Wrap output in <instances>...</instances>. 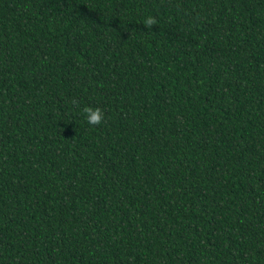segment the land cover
<instances>
[{
	"label": "trees",
	"instance_id": "16d2710c",
	"mask_svg": "<svg viewBox=\"0 0 264 264\" xmlns=\"http://www.w3.org/2000/svg\"><path fill=\"white\" fill-rule=\"evenodd\" d=\"M0 264H264V0H0Z\"/></svg>",
	"mask_w": 264,
	"mask_h": 264
},
{
	"label": "clouds",
	"instance_id": "9594fccd",
	"mask_svg": "<svg viewBox=\"0 0 264 264\" xmlns=\"http://www.w3.org/2000/svg\"><path fill=\"white\" fill-rule=\"evenodd\" d=\"M153 20L148 18L145 20V24L151 25ZM85 114V120L89 125H98L103 119V111L98 107H85L83 109Z\"/></svg>",
	"mask_w": 264,
	"mask_h": 264
}]
</instances>
